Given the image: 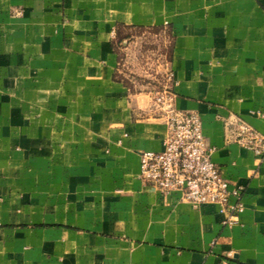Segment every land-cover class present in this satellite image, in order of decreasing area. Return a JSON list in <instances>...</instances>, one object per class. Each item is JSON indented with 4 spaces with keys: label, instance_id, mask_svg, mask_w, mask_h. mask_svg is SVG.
<instances>
[{
    "label": "crops",
    "instance_id": "0c3cea01",
    "mask_svg": "<svg viewBox=\"0 0 264 264\" xmlns=\"http://www.w3.org/2000/svg\"><path fill=\"white\" fill-rule=\"evenodd\" d=\"M163 88L200 115L234 222L141 178ZM241 122L264 135V0H0V264H264Z\"/></svg>",
    "mask_w": 264,
    "mask_h": 264
},
{
    "label": "built area",
    "instance_id": "2783aa9c",
    "mask_svg": "<svg viewBox=\"0 0 264 264\" xmlns=\"http://www.w3.org/2000/svg\"><path fill=\"white\" fill-rule=\"evenodd\" d=\"M155 105L165 119L168 135L161 151L141 153L140 176L156 186L164 195L180 191L182 198L193 205L219 203L231 210L228 222L236 219L235 211L242 210L240 199L231 203L238 191L229 188L218 164L212 158L213 148L202 130V119L196 112L176 108L168 88L156 91ZM237 139L257 155L264 154V135L241 122Z\"/></svg>",
    "mask_w": 264,
    "mask_h": 264
},
{
    "label": "rangeland",
    "instance_id": "374dc122",
    "mask_svg": "<svg viewBox=\"0 0 264 264\" xmlns=\"http://www.w3.org/2000/svg\"><path fill=\"white\" fill-rule=\"evenodd\" d=\"M147 41H150V44L156 43V41H155V36H154L153 34H150V35L148 36ZM145 58H146L145 60H149V61L152 60V56H148V57L146 56Z\"/></svg>",
    "mask_w": 264,
    "mask_h": 264
}]
</instances>
